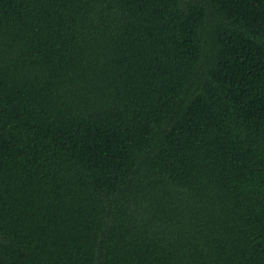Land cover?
<instances>
[{"label": "trees", "instance_id": "trees-1", "mask_svg": "<svg viewBox=\"0 0 264 264\" xmlns=\"http://www.w3.org/2000/svg\"><path fill=\"white\" fill-rule=\"evenodd\" d=\"M0 264H264V0H0Z\"/></svg>", "mask_w": 264, "mask_h": 264}]
</instances>
